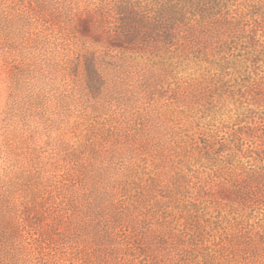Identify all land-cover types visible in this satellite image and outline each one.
<instances>
[{"label":"rangeland","instance_id":"rangeland-1","mask_svg":"<svg viewBox=\"0 0 264 264\" xmlns=\"http://www.w3.org/2000/svg\"><path fill=\"white\" fill-rule=\"evenodd\" d=\"M0 264H264V0H0Z\"/></svg>","mask_w":264,"mask_h":264},{"label":"trees","instance_id":"trees-1","mask_svg":"<svg viewBox=\"0 0 264 264\" xmlns=\"http://www.w3.org/2000/svg\"><path fill=\"white\" fill-rule=\"evenodd\" d=\"M181 1L182 3H185V4H192V5H198L200 2H203L205 0H179ZM196 3V4H195Z\"/></svg>","mask_w":264,"mask_h":264}]
</instances>
